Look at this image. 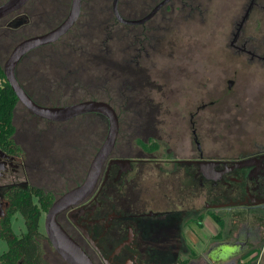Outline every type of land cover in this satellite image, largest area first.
<instances>
[{"label": "rangeland", "instance_id": "rangeland-1", "mask_svg": "<svg viewBox=\"0 0 264 264\" xmlns=\"http://www.w3.org/2000/svg\"><path fill=\"white\" fill-rule=\"evenodd\" d=\"M5 1L0 0V4ZM61 1L57 0L48 11V24L43 30L26 32L29 37L56 27L65 20L71 0ZM203 1L204 6L194 7L199 11L192 21L186 18V12H181L183 17L175 16L179 12H164L157 18L160 30L156 40H147L145 45L150 46V49L144 59L145 62H156L157 68L151 70L150 80L144 79L142 82L154 90L152 97L160 102L161 113L150 120L120 117L121 130L116 156L138 155V141L143 140L157 147L154 154L158 159H171L175 152L178 160L197 158L198 152L193 145L194 129L205 157L217 155L223 147L230 148L234 154L232 157H235L239 148L251 152V147L258 143L264 144V63L252 62L250 56L237 54L228 46L251 0ZM61 3H66L65 9ZM256 3L242 36L254 39L250 46L259 44L263 48L264 0H257ZM84 6L78 28L52 49L56 53L61 49L60 55L55 54L56 58L61 57L67 63L77 58L82 64L77 69L65 70L63 75L56 76L54 87L60 86L62 89L54 91L49 101L38 96L40 102L64 105L95 98L98 93L95 94L96 90H92V86L96 88L97 85L94 82L92 85V75L87 71L93 62L90 52L99 47L127 45L125 29L121 24L114 27L112 35L100 36L95 31L96 26L104 23L105 28L112 23H97L104 18L93 16L91 0H85ZM91 18L97 21L95 24L88 23L87 27L86 20ZM22 32L0 33V64L3 67L14 48L24 39ZM47 53V50H41L39 54L44 57ZM20 78L29 85V79L24 75L21 74ZM229 80L234 83L231 89ZM114 98L113 94L108 96V100L115 102ZM202 104L206 106L194 117L196 124L191 126L188 115ZM131 120L137 128H129ZM15 125L16 140L25 148L24 161L30 178L37 176L31 171L30 164L40 162L45 163L49 174L55 173L50 168L59 170L63 165L65 172L56 173L66 174L73 181L85 177L109 130V124L96 116L76 119L68 123V128H65L66 125L58 126L37 120L31 117L22 104L17 107ZM41 143L44 149L39 150L36 147ZM170 150L172 153H169ZM190 168L175 163L157 165L155 162H144L138 167L135 165L134 172L128 174L127 179L131 181L133 197L139 200V208L147 214L153 212L163 215L146 218L145 228L152 230L150 235L154 231L163 234V229L170 228L166 229L165 235L173 240L176 238L183 252L185 248L191 247L200 254L217 238L220 230L217 218L222 216V211L218 210L221 192L216 180H204L197 174L198 170H194L192 176L188 175ZM23 180L24 175L21 174L17 182ZM11 183V177L0 178V197L2 186ZM201 216L203 221H200ZM11 222L18 236L26 231L20 213H16ZM40 229L44 231L43 222ZM5 249V242L0 241V253ZM183 252L180 256L185 259L187 256ZM49 256L50 253L43 247L41 264H45ZM174 260L172 258V262Z\"/></svg>", "mask_w": 264, "mask_h": 264}, {"label": "flooded vegetation", "instance_id": "flooded-vegetation-1", "mask_svg": "<svg viewBox=\"0 0 264 264\" xmlns=\"http://www.w3.org/2000/svg\"><path fill=\"white\" fill-rule=\"evenodd\" d=\"M56 1L29 0L23 8L0 20V33L23 31V38H29L26 32L43 30V27L48 24V11L53 8ZM62 1L64 2V0ZM114 1L91 0L93 16L104 18L99 19L101 22L97 23L102 24L103 21L112 23V25H108L110 27L105 28H103L104 23L96 26L95 31L99 32L100 36L103 34L109 36L114 33V27L121 24L125 29L124 35L127 40V45L121 47H99L94 52H90L93 62L87 71L92 75V85L93 82L97 85L96 88L91 85L92 90H96L95 94L98 93L95 98L76 100L64 105L45 104L37 99L38 96H41L42 99L45 98L49 101L50 95L54 91L62 89L60 86L54 87L55 77L63 75L65 70L77 69L82 64V62H78L77 58L70 63L63 61L61 57L56 58L55 54L60 55L61 49L59 48L57 53L52 49L78 28L84 14L85 0H82L80 17L69 32L57 42L29 52L20 61L16 74L24 90L39 105L65 107L86 101L109 104L118 115L121 130L120 117L148 118L150 120L161 113L160 102H156L152 97L154 90L142 82L144 79L150 80L151 70L157 68L156 62L144 61L145 55L149 54L148 49H150V46L145 45L147 40L149 42L156 40L157 32L160 30L157 18L164 12H179L175 15L176 17H183L181 12H186V18L192 21L198 10L194 7L204 6V1L172 0L144 24L121 23L114 13ZM160 2L156 0H119L118 11L126 21H137L147 16ZM61 6L65 9L67 5L61 3ZM256 6L255 2L251 14ZM86 21L88 27V23L95 24L97 20L91 18ZM247 21L238 34L237 29L240 22L237 23L228 46L237 54L250 56L252 62L264 63V47L262 48L259 44L250 46L249 44L253 43L254 39L242 36ZM56 27L38 32L37 35L47 33ZM41 50H47L49 53L42 57L39 54ZM148 58L150 59V57ZM44 60L45 62L41 64L40 62ZM21 74L29 79V85L23 83L20 78ZM33 76L37 77L33 78ZM231 81H228L230 89L234 85V83L230 85ZM110 94L115 96L114 100L118 102L117 105L114 101L108 100ZM205 106L202 104L196 111L189 113L191 126L196 124L194 117H197ZM27 111L31 117L37 120L58 124V126L66 125L65 128L69 127L68 123L85 116L100 117L109 124L108 119L98 112L87 113L65 122H53L37 117L28 109ZM129 123L131 124L129 128H137L133 120ZM146 123L149 124L148 121ZM32 128L35 129V127ZM139 128L142 129V127ZM192 134L194 136L193 145L198 152V157L182 160L176 159V152L174 153L175 158L158 159L154 152L147 151L139 143L140 152L138 155L116 156L117 145H119L117 140L115 150L109 159H125L130 162L120 166L116 164L110 166L109 160L93 193L84 202L71 207L57 217L61 227L89 256L93 264H249L264 260V144L258 143L255 147H251V152H244L245 150L239 148L235 157H232L234 154L230 148L224 147L219 149L217 155L205 157L201 144L197 140L195 129ZM142 142L147 144L146 141L142 140ZM36 148L44 149L42 143ZM24 149L21 156L5 152V156H3L0 153V164L3 163L5 167L0 178H12L11 184L2 186L0 219L7 216L10 202L5 196L11 188L20 187L30 192L41 191L44 196L51 199L48 210L42 213L40 220V226L42 227V222L44 226V231H41L43 234L42 246L46 252L50 253L45 264H69L52 246L46 234L45 222L53 204L64 194L80 187L84 183L87 173L84 178L80 177L73 181L65 176L66 174L56 173L58 171L65 172L63 165L59 170L50 168L55 173L49 174L44 167L45 163L37 162L30 164L31 171L37 174L35 178H30L26 170L27 163L25 164L24 161L26 155ZM56 152L58 153V150ZM169 153H172L171 150ZM144 162H155L157 165L175 163L189 166L191 168L188 175L192 176L193 171L198 170L197 174H200L204 180L217 181L215 182L221 192L218 210L222 211V216H218L222 223H218L220 230L216 235L217 238L212 240L200 254L191 247L185 248L183 252L176 238L173 240L172 237L169 238L165 235L166 229L170 228L163 229V234L161 231L159 233L154 231L152 235H150L152 230L145 228L146 218H157L163 215L155 213L154 215L153 212L145 213L139 208V200L133 197L131 181L127 179V175L134 172L135 165L138 167ZM21 174L24 175V180L17 182V178ZM39 198H36L35 202L40 207L46 205L45 201H41ZM221 233L222 237H220ZM181 252L187 256L185 259L182 258V255L180 256ZM172 258L175 259L173 262Z\"/></svg>", "mask_w": 264, "mask_h": 264}, {"label": "water", "instance_id": "water-1", "mask_svg": "<svg viewBox=\"0 0 264 264\" xmlns=\"http://www.w3.org/2000/svg\"><path fill=\"white\" fill-rule=\"evenodd\" d=\"M29 0H7L0 5V20L23 8ZM172 0H162L147 16L137 21H126L118 11L119 0L114 1V13L121 23L144 24L153 18L163 7ZM256 0H251L238 25L237 34L241 31L244 23L248 20ZM82 0H72L71 8L66 19L56 28L47 33L32 36L21 41L12 51L5 63L3 70L6 81L15 92L19 103L24 105L30 112L42 119L53 122H65L78 116L98 112L103 114L109 121V131L106 140L95 154L84 183L64 194L51 207L47 214L45 230L48 239L56 252L69 264H93L89 256L71 239L57 221V217L73 206L84 202L95 190L105 165L112 156L120 131L119 118L115 110L107 103L97 101H86L65 107H49L37 104L24 90L17 78V67L20 61L31 51L53 44L65 36L75 25L81 14ZM236 35V34H235ZM233 82H230L232 85ZM1 155L5 153L0 150ZM130 162L125 159H111L109 165L118 166ZM4 164H0V176L4 171ZM71 216V215H70Z\"/></svg>", "mask_w": 264, "mask_h": 264}, {"label": "trees", "instance_id": "trees-1", "mask_svg": "<svg viewBox=\"0 0 264 264\" xmlns=\"http://www.w3.org/2000/svg\"><path fill=\"white\" fill-rule=\"evenodd\" d=\"M18 104V98L6 81L3 66L0 64V150L21 156L23 148L16 140L17 129L14 121ZM138 143L147 151L157 150L154 144H144L142 141ZM5 197L10 206L7 216L0 219V240L6 242V249L0 253V264H41L43 234L40 230V220L42 213L48 210L51 199L41 191L30 192L20 187L11 188ZM38 197L45 201L46 205L40 207L35 202ZM16 213L23 216L26 227V231L20 236L12 228L11 221ZM217 220L222 223L219 218ZM200 221H203L202 216Z\"/></svg>", "mask_w": 264, "mask_h": 264}, {"label": "crops", "instance_id": "crops-1", "mask_svg": "<svg viewBox=\"0 0 264 264\" xmlns=\"http://www.w3.org/2000/svg\"><path fill=\"white\" fill-rule=\"evenodd\" d=\"M256 264H264V260L263 261H258Z\"/></svg>", "mask_w": 264, "mask_h": 264}]
</instances>
